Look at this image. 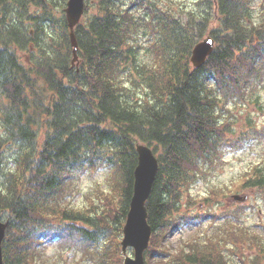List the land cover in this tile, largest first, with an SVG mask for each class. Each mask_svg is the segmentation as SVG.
I'll return each instance as SVG.
<instances>
[{
    "label": "trees",
    "instance_id": "1",
    "mask_svg": "<svg viewBox=\"0 0 264 264\" xmlns=\"http://www.w3.org/2000/svg\"><path fill=\"white\" fill-rule=\"evenodd\" d=\"M250 2L85 0L72 62L66 0H0L3 264H53L43 250L55 242L79 253L76 264H122L137 141L158 158L145 264H264V229L239 231L234 219L225 229L213 189L204 199L219 208L207 215L217 227L167 242L199 218L190 187L228 149L264 139L248 111L264 105V11ZM207 30L214 49L194 68L191 49ZM101 167L106 189L85 205L66 199L78 174ZM247 174L243 186L264 200V157Z\"/></svg>",
    "mask_w": 264,
    "mask_h": 264
},
{
    "label": "rangeland",
    "instance_id": "2",
    "mask_svg": "<svg viewBox=\"0 0 264 264\" xmlns=\"http://www.w3.org/2000/svg\"><path fill=\"white\" fill-rule=\"evenodd\" d=\"M186 4L191 3V0H177ZM257 1L254 2L256 4ZM209 35L208 30L203 34V37ZM202 37V38H203ZM261 98L264 101V90L261 91ZM250 113L254 116L256 124L259 129H262L264 123V105L263 111L251 107ZM264 157V139L259 137H253L246 141L242 147L230 148L223 156L221 163L213 169L209 174L204 177H200L191 187L190 193L196 197V201L193 205H190L192 213L198 214L196 223L185 225L181 229H176L167 240L168 245L176 247L181 243L189 241L196 236H201L205 232L212 231L217 221L207 216L209 212L213 210H219L214 208L212 202H208L204 199L209 192L213 189L218 199L217 207H220V214L229 213L231 210H235L236 213L241 208V221L244 225L254 226L259 223L260 220L264 222V207L255 198L254 192L249 193V197L246 202L239 204L232 200H229L228 196L238 190H242L241 182L246 176V172L256 163H261ZM109 169L107 167H101L94 172L85 171L80 173L73 179L71 195L66 199L71 200L74 205H85L88 196L93 197V192L96 188L106 189L108 187L107 178ZM240 207V208H239ZM262 210L261 216L257 214V210ZM191 213V214H192ZM193 215V214H192ZM222 218V217H221ZM261 222V223H262ZM239 232V231H237ZM225 239L229 241L228 235H224ZM241 244L240 242H235ZM239 249V248H238ZM57 242L48 244L43 250V257L50 259V263L53 264H76V260L79 258L78 254H73L70 250L63 251ZM131 253V251L129 250Z\"/></svg>",
    "mask_w": 264,
    "mask_h": 264
},
{
    "label": "water",
    "instance_id": "3",
    "mask_svg": "<svg viewBox=\"0 0 264 264\" xmlns=\"http://www.w3.org/2000/svg\"><path fill=\"white\" fill-rule=\"evenodd\" d=\"M67 23L70 29V41L73 45V52L77 49V42L74 34V26L79 22L84 11V0H67L64 9ZM213 49V39L210 36L198 41L190 55L193 66L202 65L206 57ZM137 164L133 169L132 195L129 200V208L126 213L122 227V239L120 241L121 251L124 255V264H143L144 250L148 246L151 226L147 222L146 200L150 194L153 181L158 170V160L151 147L144 143L136 144ZM232 198L238 201H245L247 195L233 194ZM7 221L0 220V264H2L1 242L4 237ZM133 248V255L127 254V248Z\"/></svg>",
    "mask_w": 264,
    "mask_h": 264
},
{
    "label": "flooded vegetation",
    "instance_id": "4",
    "mask_svg": "<svg viewBox=\"0 0 264 264\" xmlns=\"http://www.w3.org/2000/svg\"><path fill=\"white\" fill-rule=\"evenodd\" d=\"M260 12V11H259ZM259 12H258V15H259ZM256 250V248H253V249H251V251H255ZM257 250H258V248H257Z\"/></svg>",
    "mask_w": 264,
    "mask_h": 264
}]
</instances>
